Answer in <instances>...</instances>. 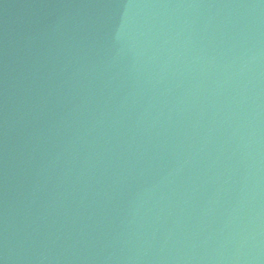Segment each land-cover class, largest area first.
<instances>
[{
  "label": "water",
  "instance_id": "1",
  "mask_svg": "<svg viewBox=\"0 0 264 264\" xmlns=\"http://www.w3.org/2000/svg\"><path fill=\"white\" fill-rule=\"evenodd\" d=\"M0 264H264V0H0Z\"/></svg>",
  "mask_w": 264,
  "mask_h": 264
}]
</instances>
